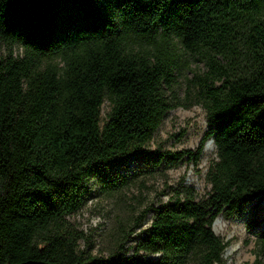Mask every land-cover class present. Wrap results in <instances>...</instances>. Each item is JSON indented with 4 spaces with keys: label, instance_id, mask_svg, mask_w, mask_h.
<instances>
[{
    "label": "trees",
    "instance_id": "trees-1",
    "mask_svg": "<svg viewBox=\"0 0 264 264\" xmlns=\"http://www.w3.org/2000/svg\"><path fill=\"white\" fill-rule=\"evenodd\" d=\"M262 6L263 0H0V43L7 46L0 54V264H224L226 241L212 231L213 219L264 197ZM157 31L163 41L172 33L203 61V70L187 78V102L173 89L168 51L123 49L124 35L154 42ZM55 54L60 65L41 63ZM103 98L109 108L99 123ZM190 103L205 111L197 145L150 148L163 115ZM207 139L215 156L203 197L179 182L172 195L140 209L108 255L78 249L81 232L67 230L63 216L79 207L90 176L100 174L105 188L117 189L126 177L114 167L128 158L164 168L196 164ZM253 254L250 264H264V230Z\"/></svg>",
    "mask_w": 264,
    "mask_h": 264
},
{
    "label": "rangeland",
    "instance_id": "rangeland-1",
    "mask_svg": "<svg viewBox=\"0 0 264 264\" xmlns=\"http://www.w3.org/2000/svg\"><path fill=\"white\" fill-rule=\"evenodd\" d=\"M262 20L264 21V0ZM154 40L126 34L122 40L123 49L133 52L163 48L168 51L175 67L172 72L175 93L184 102L193 99L185 90L187 78L204 68L199 53L183 49L172 33L163 41L157 31ZM6 51L7 46L0 43V54ZM12 51L13 54H19L22 48L15 43ZM41 63L60 65L62 62L60 56L55 54L42 57ZM108 108L109 103L103 98L98 113L99 123L103 121ZM206 127L205 111L199 103L178 105L163 115L148 143L150 148L193 149ZM214 156L213 143L207 139L196 164L190 160H182L173 167L164 168L162 165L153 166L142 159L130 157L124 164L114 167L118 177H126V183L117 189L105 188L101 175L94 174L86 181V190L79 207L63 216L65 227L67 230L81 232L76 240L78 249L106 256L116 248L123 230L130 228L140 209L148 203L156 204L159 199L164 200L172 195L179 182L193 188L195 199L203 197L209 189L204 176L205 169ZM150 216L151 211H148L140 224L133 227L123 245L125 252H131L133 243L141 234L139 228L148 223ZM253 221L254 224L247 230L246 225ZM211 229L226 241L224 264H250L254 256L256 236L264 230V197L251 199L230 215L217 214L211 223ZM143 255L154 257V254Z\"/></svg>",
    "mask_w": 264,
    "mask_h": 264
},
{
    "label": "water",
    "instance_id": "water-1",
    "mask_svg": "<svg viewBox=\"0 0 264 264\" xmlns=\"http://www.w3.org/2000/svg\"><path fill=\"white\" fill-rule=\"evenodd\" d=\"M209 141H211V142H212V140H211V139H209Z\"/></svg>",
    "mask_w": 264,
    "mask_h": 264
}]
</instances>
